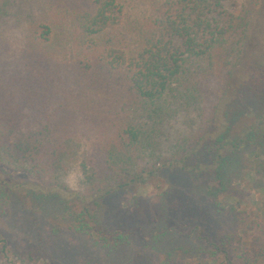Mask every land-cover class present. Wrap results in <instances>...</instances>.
Segmentation results:
<instances>
[{"label":"trees","instance_id":"obj_1","mask_svg":"<svg viewBox=\"0 0 264 264\" xmlns=\"http://www.w3.org/2000/svg\"><path fill=\"white\" fill-rule=\"evenodd\" d=\"M16 1L0 0V49ZM230 1L157 0L134 47L93 63L68 40L53 49L42 24L16 62L0 53V159L42 184L0 180L1 253V221L20 211L34 227V248L14 244L23 261L58 264L50 244L67 234L81 239L77 264H264V224L220 199L248 163L264 175V0ZM92 5L84 34L121 24L116 0ZM81 132L91 181L73 193L59 173ZM154 179L161 191L135 193Z\"/></svg>","mask_w":264,"mask_h":264},{"label":"rangeland","instance_id":"obj_2","mask_svg":"<svg viewBox=\"0 0 264 264\" xmlns=\"http://www.w3.org/2000/svg\"><path fill=\"white\" fill-rule=\"evenodd\" d=\"M25 1L27 5L21 3ZM157 0H116V3L123 11L122 22L120 25L106 29L105 31L94 34V29L90 27V34L83 33V24L88 23V12L93 8L92 0H17L13 10L14 17H10L5 26V42L0 49L3 53L4 60L11 63L16 62L20 56V51L23 47V36L29 31V28L36 24H42L49 28L50 39L53 49L59 46V42L67 43L73 46L76 51L82 52L81 60H89L90 63L96 61L101 55H104V49L112 45L114 48L123 49L128 51L134 47V41L143 32L149 30L150 25L155 16V8ZM245 0H231L230 5L234 7L233 12ZM30 5L31 7H29ZM238 11V10H237ZM81 25V27H80ZM82 28V29H81ZM85 35V36H83ZM82 37V38H81ZM97 38V41L94 38ZM90 39L85 45L84 43ZM93 39V40H92ZM94 41V43H92ZM118 41V42H117ZM81 42V43H80ZM92 44H91V43ZM105 45V46H104ZM71 46V47H72ZM82 115V114H81ZM194 115V113L192 114ZM80 128L87 127L88 124L84 123L83 118L78 119ZM97 141V138L95 139ZM89 145L86 135L81 132V135L72 139L70 144V154L65 155L62 168L59 173V180L62 182L64 173L72 166L78 164L83 171L84 177L89 176L90 168L87 165L86 153ZM86 171V173L84 172ZM20 178L21 180H29L37 183L40 187L42 184L34 177L18 171V169L7 160L0 159V180L7 181L11 186L15 184L12 179ZM91 179L84 181V189L89 185ZM63 183V182H62ZM64 184V183H63ZM158 185V186H157ZM226 191L220 194V199L223 200L225 205H233L241 212H244L250 219L255 216L264 224V175L256 173L253 166L248 163L246 170L239 176L230 178L229 182L225 185ZM164 185L157 179L150 180L147 184L140 186L136 190V194L141 196H152L158 191H161ZM18 193L21 194V200L24 201V191L18 188ZM228 192V193H227ZM19 201V200H18ZM26 201V200H25ZM20 202V201H19ZM21 203V202H20ZM14 218H8L7 215L1 221L2 235L7 238V248L5 252H0V264H56L55 261L47 260L48 256L39 255L31 260H22L13 252L14 244L18 245L19 249H30L32 241H30V234L34 231L26 229L28 223L24 218V214L20 211L16 213ZM15 221L18 224H15ZM13 223L21 231H16V227L10 226ZM245 239L249 236L243 235ZM63 247V250H60ZM51 255H53L58 264H62V258L66 254V249L73 255V260L69 264H77L76 262L81 257V239L77 237H70L63 234L61 238L54 239L50 244ZM52 256V257H53ZM209 264H227L223 257L210 258ZM196 264V262H194Z\"/></svg>","mask_w":264,"mask_h":264},{"label":"clouds","instance_id":"obj_3","mask_svg":"<svg viewBox=\"0 0 264 264\" xmlns=\"http://www.w3.org/2000/svg\"><path fill=\"white\" fill-rule=\"evenodd\" d=\"M85 177L79 165L70 167L63 175L62 182L66 188L73 193H78L84 189Z\"/></svg>","mask_w":264,"mask_h":264}]
</instances>
